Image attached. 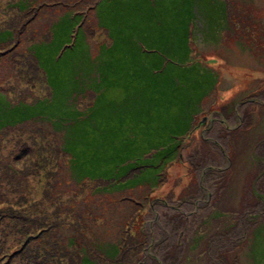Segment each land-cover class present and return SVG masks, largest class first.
I'll return each instance as SVG.
<instances>
[{"label": "rangeland", "instance_id": "obj_1", "mask_svg": "<svg viewBox=\"0 0 264 264\" xmlns=\"http://www.w3.org/2000/svg\"><path fill=\"white\" fill-rule=\"evenodd\" d=\"M0 102V264H264V0H0ZM65 115L114 178L74 176Z\"/></svg>", "mask_w": 264, "mask_h": 264}, {"label": "trees", "instance_id": "obj_2", "mask_svg": "<svg viewBox=\"0 0 264 264\" xmlns=\"http://www.w3.org/2000/svg\"><path fill=\"white\" fill-rule=\"evenodd\" d=\"M97 5H96V7H97ZM68 16H70V15H68ZM99 16H100V14L99 15L97 14V18H98L99 24H100L101 20H100ZM60 23H63V22H60ZM9 33L10 32H8L7 34L9 35ZM110 38L113 39L112 34H110ZM113 40H114V44H112L111 46H108V47L104 45L99 50V54L104 57L103 61H102V65H101L102 72H103V73H101V75L104 74L107 77H110V75H109L110 74V70L113 71L116 68H118V65H117V61L118 60H116L114 57H111L108 61H106L107 62L106 65L104 64L105 55L106 56L107 55L108 56H115V57L120 55L117 52V51H119L120 43L116 42V38L113 39ZM53 41H54V39H52L49 42V44L43 43V42H40L41 44L40 43H38V44H39V46L46 47V48L49 45V48L47 50L50 52L52 57H51V59H49L50 60L49 61V67L51 69L48 72V75H49L48 79H49V83L56 84L58 81L55 78L52 79L51 75L52 76L55 75L56 78H59V77H61V73L63 72V70L61 71V67L57 64V61H55L56 60V56L53 57V55H55L56 52L57 53L59 52V49H56V50H54V54H53V51L51 50V49H54V48H51V45L54 44ZM86 42H87L86 45L88 46V48H90L91 46H89L88 39H86ZM38 44H36V45H38ZM130 46H131V50H128L125 53H133V52H135L136 45H135V47H133L132 45H130ZM138 51L139 50H137V52ZM89 55H91V52L89 53ZM92 63L93 62H91V63H86L85 62L84 70L86 72L91 71V69L95 66ZM114 66H115V68H114ZM136 69L138 70L139 67H137ZM121 72H124L123 73L124 75L121 76V82H129V80H131V79H126V78H131V77H133V74H134V71L130 70L129 68L128 69L127 68L121 69ZM69 77L73 78L71 75ZM101 78H102V76H101ZM60 79L61 80H59V82H58L60 84L67 83V82L70 81V80L63 81L62 78H60ZM117 79H119V77ZM136 81H132V82L133 83H143V82H140L139 79H137ZM151 81H153V80L152 79L144 80V82H146V84H149V82H151ZM4 98H5V101H4V104H2V106L4 108H6L8 112L13 111V113H14L13 115H15V120H13L15 123L13 125H15L17 123H20V122L27 121L29 119L38 118L37 116H35V117L26 116L28 113H30V111L32 110L34 105H32L30 103H25V102H20L18 104H12L11 102L8 101V99L6 97H4ZM97 102H98V100H97ZM2 106H1V102H0V110H2V108H1ZM97 108L98 107L96 106L95 108L92 109V111H96ZM64 112L68 115L67 109H65ZM75 112H78V114H83V112L78 110V109H77V111L75 110ZM67 115H65L66 118L63 119L64 129H65V131L63 133V140H64V143H65L64 148H65L66 153L71 155V158H70L69 162H70V167L72 169V172H73L74 176L77 179H79V180L86 179V177H84V176L89 172L87 170V166H88V162L89 161L88 160L84 161L85 154H86L87 151L92 150V151H94V156H92L90 162H91V165L96 169L94 173L97 174V175H102L100 177H96V179L102 178L105 175L109 176L110 179L114 178V176L118 174V172H119V170L121 168H117L116 169V165H115L113 168L108 169L107 166L109 164H114V162L107 161L108 159H106V157L98 155L99 153L106 154V152H107L106 150L107 149L110 150V149L108 147H103V146L101 147V146H97L96 145V140L98 138V134H96L95 136L91 137L90 136L91 133L87 129L81 130V132L77 131V128L75 126L76 123L74 124L73 122L72 123L69 122L70 118H68ZM0 117H1V115H0ZM82 121H83L82 119H79L78 123L82 122ZM1 128H3V127H1ZM83 153H84V157H83ZM78 155H80V160H78ZM105 159H106V161H105ZM121 166H125V165L121 164ZM125 167H128V166H125ZM133 169L134 168H130L124 175L122 174V178L126 177L131 171H133ZM79 172H81V173H79ZM135 181H137V180L133 179L130 182L133 185H135ZM130 182H126V183H122V184H123V186H126ZM138 183L139 182L137 181V184ZM102 244H104V243H102ZM104 245L106 246V248H102L101 247V250L105 252L106 258L107 259H111L112 261L115 260V257H117L120 254L119 245H116L114 243H108V244L106 243ZM111 248H113V249H111ZM110 255H112L113 258H111ZM114 262H116V261H114ZM81 264H95V262L93 260H91L90 258L86 257V259H85V257H83ZM106 264H119V263H117V262L116 263H110L109 260H108V263H106Z\"/></svg>", "mask_w": 264, "mask_h": 264}, {"label": "bare ground", "instance_id": "obj_3", "mask_svg": "<svg viewBox=\"0 0 264 264\" xmlns=\"http://www.w3.org/2000/svg\"><path fill=\"white\" fill-rule=\"evenodd\" d=\"M35 45H36V43H35Z\"/></svg>", "mask_w": 264, "mask_h": 264}, {"label": "crops", "instance_id": "obj_4", "mask_svg": "<svg viewBox=\"0 0 264 264\" xmlns=\"http://www.w3.org/2000/svg\"><path fill=\"white\" fill-rule=\"evenodd\" d=\"M110 262V261H109Z\"/></svg>", "mask_w": 264, "mask_h": 264}]
</instances>
